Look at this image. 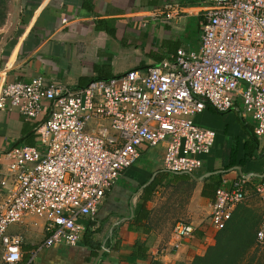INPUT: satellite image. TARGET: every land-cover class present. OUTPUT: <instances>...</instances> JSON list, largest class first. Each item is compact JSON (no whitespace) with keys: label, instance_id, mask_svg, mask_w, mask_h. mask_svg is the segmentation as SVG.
<instances>
[{"label":"built area","instance_id":"obj_1","mask_svg":"<svg viewBox=\"0 0 264 264\" xmlns=\"http://www.w3.org/2000/svg\"><path fill=\"white\" fill-rule=\"evenodd\" d=\"M181 6L166 3L168 18ZM199 50L180 48L171 59L147 69L73 87L36 77L29 83H0V111L18 109L36 123L37 146H16L1 187L0 246L7 264L23 258V240L11 227L46 218L43 247L75 246L84 219L97 221L106 194L135 165L141 148H165L164 167L195 174L217 141V131L198 117L209 107L255 120L264 137V0H206ZM252 177L221 186L211 204L212 226L223 230L247 199ZM254 192L264 207V181ZM178 222L173 248L195 233ZM256 243L264 248V215Z\"/></svg>","mask_w":264,"mask_h":264},{"label":"crops","instance_id":"obj_2","mask_svg":"<svg viewBox=\"0 0 264 264\" xmlns=\"http://www.w3.org/2000/svg\"><path fill=\"white\" fill-rule=\"evenodd\" d=\"M205 2L0 0V83H29L43 77L50 83L82 87L97 78H111L134 68L147 69L160 64L171 59L180 48L197 51L202 35L200 12ZM166 3L180 4V14L168 18L163 12ZM211 111L208 109L198 117L201 125L217 131L211 154L193 174L195 177L173 172V181L156 188L148 201V219L141 223L134 221L143 202L144 188L159 171L166 170L163 146L141 148L139 161L126 169L106 194L97 221H82L86 231L77 245L43 247L46 218H29L12 226L10 232L23 240V258L19 264H94L101 250L104 253L99 264H192L197 256L205 255L208 247L216 243L218 232L210 219L215 198L203 195L207 179L222 174L220 187L231 188L242 177L237 169L241 166L243 174L252 175L254 184L248 186L247 198L255 185L264 181V137L257 136L263 157L240 164L250 139L240 120L255 125L252 116L242 117L236 112L233 121L222 122ZM35 125L24 119L18 109L0 111V199L8 197L1 181L9 169V152L16 146L39 145ZM233 163L235 166L226 167ZM215 171L218 173L206 177ZM183 182L194 187L187 223H192L196 230L178 248H173V230L166 236L151 222L152 198L162 188ZM237 208L230 222L235 219ZM138 242L147 249L146 258L132 253ZM0 264H7L1 246Z\"/></svg>","mask_w":264,"mask_h":264},{"label":"trees","instance_id":"obj_3","mask_svg":"<svg viewBox=\"0 0 264 264\" xmlns=\"http://www.w3.org/2000/svg\"><path fill=\"white\" fill-rule=\"evenodd\" d=\"M240 121L250 138L245 146L247 154L244 160L240 162L241 165H244L247 160L261 159L263 152H259L260 142L255 134V125L243 118ZM233 166H235L234 163L226 167L231 168ZM171 173L173 172L168 170L159 171L155 179L144 188L143 202L140 204V210L134 220L136 223H141L143 220L148 219L150 212L148 210V201L159 185L174 180ZM207 180L209 182L204 187L203 195L214 199L222 183V174L213 175ZM253 226H256L255 223L246 215L237 216L231 223H228L226 228L217 232L216 243L208 247L205 255L197 256L192 264H264V254L258 256L257 253L250 256L247 259L248 263H246V255L249 249L257 245L256 232H253ZM132 251L138 258H146L147 249L140 242L136 244Z\"/></svg>","mask_w":264,"mask_h":264},{"label":"rangeland","instance_id":"obj_4","mask_svg":"<svg viewBox=\"0 0 264 264\" xmlns=\"http://www.w3.org/2000/svg\"><path fill=\"white\" fill-rule=\"evenodd\" d=\"M208 109H212V115L220 116L221 119H219V121L222 122L229 120L233 121V117L237 114L236 111L232 110L231 112L229 111L231 114L221 115V113L216 111L213 107H209ZM253 185L254 184L251 183L250 187H253ZM193 188L194 187L191 183L183 182L176 186L164 187L157 194H154L152 198L154 214L151 222L154 223L157 226V229H160L166 236L174 230L178 222H188V204L190 202ZM263 213L264 208L257 195L251 191L247 200L238 206L236 217L246 215L255 223L256 226H253V232H256L262 221ZM256 253L260 256L261 254H264V249L257 245L249 249L246 255V263H248L247 259Z\"/></svg>","mask_w":264,"mask_h":264},{"label":"water","instance_id":"obj_5","mask_svg":"<svg viewBox=\"0 0 264 264\" xmlns=\"http://www.w3.org/2000/svg\"><path fill=\"white\" fill-rule=\"evenodd\" d=\"M237 169L241 172L242 177H244V178L252 177V175H245V174H243V172H242V167H241V166H238ZM214 173H218V171L208 173V174L206 175V177H208V176H210V175H212V174H214ZM190 175H192L193 177H195L193 174H190ZM261 176H262V175H261ZM200 179H203V178H200ZM103 253H104V250H101V251L99 252V255L96 257V259H95V261H94V264H99L100 259H101L102 255H103Z\"/></svg>","mask_w":264,"mask_h":264}]
</instances>
